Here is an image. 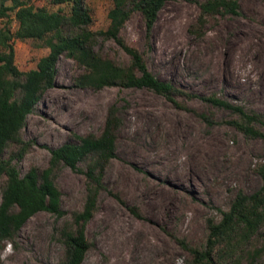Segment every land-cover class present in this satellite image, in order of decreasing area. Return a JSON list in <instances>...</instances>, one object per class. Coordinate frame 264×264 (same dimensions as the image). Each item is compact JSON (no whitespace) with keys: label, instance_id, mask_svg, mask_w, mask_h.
<instances>
[{"label":"rangeland","instance_id":"1","mask_svg":"<svg viewBox=\"0 0 264 264\" xmlns=\"http://www.w3.org/2000/svg\"><path fill=\"white\" fill-rule=\"evenodd\" d=\"M31 1L51 8L49 0ZM195 1L167 0L149 40L135 0L86 3L94 28L105 33L98 45L106 54L125 64L129 59L119 39L136 46L157 78L192 94L179 100L210 115L214 123L146 88L77 87L73 78L80 69L65 56L58 60L54 86L25 119L22 137L34 142L14 162L21 174L30 164L47 165L50 149L71 141V133H98L107 109L117 107L121 124L116 156L105 170L106 189L98 210L86 226L91 246L81 264H188L186 251L169 233L204 244L206 219L218 221L238 189L251 193L261 184L256 168L264 164V139L246 137L226 122L234 115L230 109L200 96L214 94L264 114V0H237L240 14L218 17L201 37L188 31L199 10ZM14 50L21 70L35 68L48 52L31 40H15ZM57 182L68 218L83 206L85 177L62 167ZM160 190L174 206L157 215L146 196ZM128 206L137 207L142 218ZM62 220L46 211L32 215L20 228L16 244L0 242V264H57L63 246L56 228ZM256 264H264V257Z\"/></svg>","mask_w":264,"mask_h":264},{"label":"trees","instance_id":"2","mask_svg":"<svg viewBox=\"0 0 264 264\" xmlns=\"http://www.w3.org/2000/svg\"><path fill=\"white\" fill-rule=\"evenodd\" d=\"M166 1L135 0L144 20L146 40ZM195 2L199 10L188 31L196 37L204 35L205 26L218 17L240 14L237 0ZM49 4L51 8L37 6L31 0H0V20H4L0 26V242L16 244L27 219L46 211L63 217L56 228L63 246L57 264H81L91 246L86 226L98 210L99 196L106 189L105 170L116 156L121 124L116 105L107 109L98 133H71V141L50 149L47 165L30 164L21 174L14 163L34 142L23 139L22 128L46 90L54 86L59 58L72 59L80 69L73 78L77 87L146 88L179 109L194 110L178 99L192 94L157 78L136 46L119 39L129 59L125 64L103 51L98 39L105 33L94 28L95 19L86 0H49ZM15 40H31L39 47L48 48V52L39 58L35 68L21 70L15 63ZM200 97L215 107L230 109L234 115L226 122L246 137L264 139V114L248 112L214 94ZM194 112L208 124L214 123L210 115ZM62 167L81 172L85 177L83 206L71 211L68 218H64L66 213L57 182ZM256 171L261 178L256 190L246 193L238 189L218 221L206 219L208 235L204 244L169 233L186 251L188 264H256L264 257V164H259ZM110 193L121 201L117 193ZM128 209L142 218L137 207L128 206Z\"/></svg>","mask_w":264,"mask_h":264},{"label":"bare ground","instance_id":"3","mask_svg":"<svg viewBox=\"0 0 264 264\" xmlns=\"http://www.w3.org/2000/svg\"><path fill=\"white\" fill-rule=\"evenodd\" d=\"M188 175L189 174H187L186 177L189 179L191 176L190 175L188 176ZM146 197L148 200V204L152 206L151 208L153 209L154 212H156L157 215L161 214V211L166 212L172 206H174V200H172L169 196H167L162 190L157 191V192L148 193Z\"/></svg>","mask_w":264,"mask_h":264}]
</instances>
